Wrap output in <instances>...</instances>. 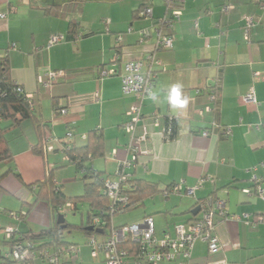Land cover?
<instances>
[{
    "label": "crops",
    "instance_id": "crops-1",
    "mask_svg": "<svg viewBox=\"0 0 264 264\" xmlns=\"http://www.w3.org/2000/svg\"><path fill=\"white\" fill-rule=\"evenodd\" d=\"M95 3L111 5L96 13L95 22L88 24L84 15ZM145 4L153 6L154 18L171 16L172 10L166 9L162 0H92L84 3L81 27L77 28L66 18L32 7L31 0H0V13H7L6 18L0 17V58L8 56L13 82L22 85L33 99L47 133L63 138L73 130L74 143L83 146L87 140L82 135L101 130L105 155L92 166L107 177L114 175L120 160L127 156L129 135L123 125L135 97L122 91L124 64L155 51L161 62L155 68L152 90L157 100L146 98L139 128L140 132L144 123L148 126L147 152L128 172L132 179L158 183L161 191L180 184L182 192L169 196L163 192L166 199L155 201L142 219L150 215L155 220V214H160L166 228L156 230L157 234L161 236L165 230L173 234L176 224L195 216L193 210L199 201L217 195L226 200L228 212L226 217L215 218L222 248L210 253L207 243L197 241L194 264H264V192L250 195L243 191L254 188V175L264 190V0H178L182 17L169 30L174 41L166 50H156L155 37L142 39L138 33L154 20L137 12ZM226 5L232 8L226 11ZM246 17L255 21L248 38L244 34ZM106 18L110 20L107 26L102 23ZM55 33L66 37L47 47ZM120 35L122 40L118 41ZM97 66L117 73L100 78ZM48 70H63L66 75L45 86L38 76ZM217 82L221 83L220 109L204 111L213 104L210 93ZM175 83L182 85L189 98L184 109L172 108L166 100L168 87ZM251 89L257 103L245 100ZM56 107H66L68 112L60 114ZM155 115L160 117L159 126L152 123ZM170 118L177 121L178 133L167 139L165 129ZM214 122L219 128L212 127ZM205 129L210 130L209 136L202 134ZM226 129H230L228 135ZM12 130L17 133L6 134V142L13 161L0 162V176L12 169L0 180V208L17 212L18 218H1L0 228L13 225L27 237L37 236L59 218L47 200L37 199L38 184L53 171L56 185L65 194L67 183L75 182L78 174L67 162V176H57L62 171L56 174V169L63 167L58 162V146L55 153L36 152L41 132L33 118L22 120ZM5 147L6 143H1L0 151ZM207 176L210 179L194 195L186 193ZM73 205L64 207L61 214L77 209ZM260 216L263 220L256 225L247 222V217L255 220ZM98 236L101 240L104 234ZM88 238L82 232L78 239L69 241L81 246L76 262L105 264L103 254L92 256ZM3 246L9 247L5 239Z\"/></svg>",
    "mask_w": 264,
    "mask_h": 264
},
{
    "label": "built area",
    "instance_id": "built-area-1",
    "mask_svg": "<svg viewBox=\"0 0 264 264\" xmlns=\"http://www.w3.org/2000/svg\"><path fill=\"white\" fill-rule=\"evenodd\" d=\"M260 1V0H258ZM178 0H163L166 9L172 10L171 16H162L154 18L153 6L145 4L139 11V15L145 19H154L149 26L139 29L138 33L142 39L155 37L156 50H166L173 47V35L169 32L173 26L181 20L182 11L177 8ZM232 6L226 5L224 10L229 11ZM0 17L6 18L7 13H0ZM255 21L252 17H246L244 25V34L246 38L249 36V31ZM133 29L130 28L129 32ZM64 39L62 34H53L47 44L51 47L59 44ZM122 40V36H118V41ZM161 62L156 57L155 51L146 55L141 59H135L125 62L124 71L121 73L122 91L126 96H134L135 101L127 111L128 119L123 127L129 135V142L125 147L126 157L120 160L118 168L113 176H107L103 180L102 191L108 196L111 201L110 213L111 219H102L94 217L91 226L96 229H102L104 236L99 239L98 233L90 235L88 238V246L91 248L93 257H98L99 254L104 255L105 264H194L193 251L197 241L207 243L210 253H217L221 250L222 245L217 235L216 216L226 217V200L217 195H210L206 199L198 202L200 208L197 215L191 220L178 223L174 226V233L165 230L162 235H158L155 229V223L152 216L147 215L138 222L125 224L121 226L114 225V216L120 213L121 209L128 202V190L130 189L131 173L128 169L136 166L140 155L145 154L147 150L145 145L149 140V129L144 123L139 132L141 123L143 122V106L146 98L152 93L154 88V77L156 66H160ZM100 78L110 77L117 72L115 69H110L104 66L95 68ZM66 75L63 70H48L44 74L38 76V81L45 85L51 84L64 78ZM18 91L24 92L22 86H18ZM30 97V95H28ZM221 83L217 82L216 86L210 93L212 105L205 108L204 111L217 112L220 109ZM248 103H257L256 93L251 89L245 97ZM68 112L66 107L58 110L60 114ZM169 119V124L165 129V137L167 139L174 138L178 130L174 129L172 120ZM153 125L159 126L161 121L158 115L153 117ZM212 127L219 128V125L214 122ZM230 129L225 130L228 135ZM210 130L202 131L204 136L210 135ZM74 131L68 130L63 138L54 137L53 134L47 135L40 145L42 154H47L50 151L57 149L54 144H58L59 150L62 151L65 161H71L66 155L65 150L70 148V144L74 142ZM84 139L86 135H82ZM117 155V152H114ZM254 180L257 182L253 189L245 188L244 192L253 195H262L264 190L258 181L257 175H254ZM210 177H202L196 187L186 189L188 195H194L195 190ZM58 186V185H57ZM182 192L180 184L173 185L165 192L166 196L170 193L179 194ZM66 206L73 207L70 202ZM65 206V207H66ZM12 215L18 218V213L12 212ZM263 220L260 216L258 219L251 220L247 217V222L256 225L258 221ZM5 240L9 242L7 251L1 255L4 260L12 263L34 264V262L42 258L49 264H60L63 259L71 260L81 253V247L77 244L61 245L56 247H38V244L31 238L26 237L21 240V234L18 228L8 226L4 228Z\"/></svg>",
    "mask_w": 264,
    "mask_h": 264
},
{
    "label": "trees",
    "instance_id": "trees-1",
    "mask_svg": "<svg viewBox=\"0 0 264 264\" xmlns=\"http://www.w3.org/2000/svg\"><path fill=\"white\" fill-rule=\"evenodd\" d=\"M92 0H31V6L36 8H42L47 14L60 16L68 19L75 27L80 28V15L84 8V3ZM142 5L138 9L143 8ZM137 13V14H138ZM18 86H22L16 82H13L11 78V66L8 56L0 58V144L6 143V147L0 151V162H12L13 154L7 145L6 134L8 131L17 127L22 120L33 118L36 122L37 128L41 132V140L36 148L37 153H41L40 145L42 140L49 134L45 130V125L37 116L34 107V101L28 96V93L18 91ZM56 110H59L56 107ZM167 124H169V119ZM174 129L177 130V121L172 120ZM86 144L83 146H77L74 142L70 144V148L65 150L67 156L71 161H66L76 167L77 174L82 176L84 180V194L75 197H67L56 185L53 171H50L48 176L38 184L37 199L47 200L52 207L54 216H59L64 207L73 202L77 207L79 200L89 203L90 210L88 215V222L83 228V233L90 236L94 234V231H88L86 228L91 226L94 217H101L102 219H111L110 213L111 201L102 191L103 173L93 168V163L96 159L105 155V141L104 136L100 129L92 131L86 138ZM12 169H8L3 175L11 172ZM0 176V180L3 177ZM16 176L20 178V174L16 173ZM166 190H160L158 183L148 181L145 179H130V189L128 190V202L123 207L120 213L130 211L137 207L144 205L148 198H152ZM66 223V221H65ZM61 224L57 222L53 227L44 230L37 236H31L35 241H38V247H56L61 245L75 244L65 240V229ZM21 237L18 239H25L27 236L20 233ZM9 244L8 241H6ZM0 264H21L12 263L4 260V257L0 252Z\"/></svg>",
    "mask_w": 264,
    "mask_h": 264
},
{
    "label": "rangeland",
    "instance_id": "rangeland-1",
    "mask_svg": "<svg viewBox=\"0 0 264 264\" xmlns=\"http://www.w3.org/2000/svg\"><path fill=\"white\" fill-rule=\"evenodd\" d=\"M162 2H163V0H162ZM110 5L111 4L107 5L104 3H102V4H100V3L90 4V6H88L86 14L84 15V22H86L88 24L95 22V14L96 13L99 14L102 10L104 11L105 9L110 8ZM102 23H104L107 26L110 23V20H108V18L103 19ZM63 36H65V35H63ZM77 37H81V35H77ZM12 132H13V130L8 131L7 135H15V133H17V132H14V134H13ZM53 136L57 137L54 134H53ZM54 146L57 147L58 144H54ZM59 152L60 153H58L59 154L58 162H60L61 163L60 166H63V167L56 169L55 172L57 174L58 170L62 171V173L57 174V176L62 175V177H64V176H67L66 169L70 166H66L67 162L64 163L65 162L64 161V155H63L62 151H59ZM49 153H55V150L50 151L47 154H49ZM40 154L42 155V153H40ZM43 155H45V154H43ZM51 162H53V159ZM84 184H85V182L82 179V176L78 174L75 182L71 181V182L67 183V187H68L67 192H69V193L66 192L65 193L66 196L72 199V198L79 197V196L83 195L84 194ZM160 194L153 197V199L152 198L148 199L146 201L145 205H142L140 207H137V208L132 209V210L127 211V212L116 214L114 216V224L116 226H121L124 224H132V223L140 221L143 217V214L147 211V209L149 210L154 205L155 201L166 199V197L164 196L163 193H160ZM172 195H176V194H172ZM173 197L174 196H172V198ZM3 210H4L3 207L0 208V219L1 218L3 219L4 217H6V218L12 217L14 219H17L16 217H14L12 215L13 211L7 210L4 212ZM89 210H90L89 203H87L86 201L79 200L77 202V209H75V210L69 209L66 213H63V215L66 219V225L68 226V228L65 229V235H64L65 240L74 241V240L79 238V236L81 235V233L83 231L84 226H86V224L88 222ZM14 213H17V212L14 211ZM155 217L156 218L154 220V223H155L156 230H157V232L158 231L162 232L166 228V227H162V226H164V223H163L164 219H162V217H160V214H155ZM6 227H8V226H6ZM6 227H4V228H6ZM11 227H15V226L12 225ZM4 228H0V251H3V250L5 251L8 249L7 246L6 247L3 246V240L5 239L4 232H3ZM77 257H74L71 260H69V258H67V259L65 258L61 261L60 264H64V262H67L65 264H84L80 261L76 262V260H78L80 258V255ZM35 263L36 264H39V263L49 264V263L45 262L42 258L37 259L34 262V264ZM85 264H87V263H85Z\"/></svg>",
    "mask_w": 264,
    "mask_h": 264
},
{
    "label": "clouds",
    "instance_id": "clouds-1",
    "mask_svg": "<svg viewBox=\"0 0 264 264\" xmlns=\"http://www.w3.org/2000/svg\"><path fill=\"white\" fill-rule=\"evenodd\" d=\"M149 99L156 101L157 93H150ZM166 100L168 104L175 109H184L189 104V98L183 93L182 85L179 83L172 84L170 87H168Z\"/></svg>",
    "mask_w": 264,
    "mask_h": 264
},
{
    "label": "water",
    "instance_id": "water-1",
    "mask_svg": "<svg viewBox=\"0 0 264 264\" xmlns=\"http://www.w3.org/2000/svg\"><path fill=\"white\" fill-rule=\"evenodd\" d=\"M199 210H200V208H199V207H196V208L193 210V214H194V215H197L198 212H199ZM65 221H66V219H65L64 215H63V214H60V215H59V218H58V223L61 224L63 228H66V227H67ZM86 230H88V231H94V232H98V233H103V230H102V229H96V228L93 227V226H88V227L86 228Z\"/></svg>",
    "mask_w": 264,
    "mask_h": 264
}]
</instances>
